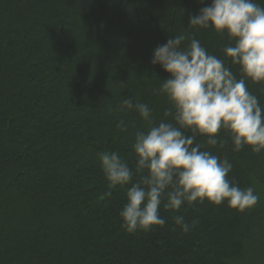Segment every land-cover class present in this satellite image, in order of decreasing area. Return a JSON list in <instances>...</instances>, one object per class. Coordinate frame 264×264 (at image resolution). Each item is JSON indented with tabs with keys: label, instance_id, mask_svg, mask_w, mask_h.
Instances as JSON below:
<instances>
[{
	"label": "trees",
	"instance_id": "16d2710c",
	"mask_svg": "<svg viewBox=\"0 0 264 264\" xmlns=\"http://www.w3.org/2000/svg\"><path fill=\"white\" fill-rule=\"evenodd\" d=\"M210 2L0 0V264H264V152H233L224 130L216 146L199 136L193 146L227 158V179L254 187L257 205L236 212L204 201L174 211L162 203L163 227L120 226L126 191L140 178L135 136L150 127L121 105L144 103L153 124L171 121L159 93L168 74L151 63L153 52L188 30L224 59L226 35L188 29ZM225 64L239 78L238 67ZM248 88L264 104L260 86ZM104 151L119 153L133 179L100 200ZM177 215L198 224L184 233Z\"/></svg>",
	"mask_w": 264,
	"mask_h": 264
},
{
	"label": "clouds",
	"instance_id": "9594fccd",
	"mask_svg": "<svg viewBox=\"0 0 264 264\" xmlns=\"http://www.w3.org/2000/svg\"><path fill=\"white\" fill-rule=\"evenodd\" d=\"M188 29L226 35L224 59L209 53L188 30L154 49L151 63L168 74L159 93L170 105L164 115L171 121L153 124L151 110L144 103L124 99L121 105L135 110L150 125L146 132L136 133L133 145L139 180L131 183L133 171L119 153L97 154L107 186L98 199L131 183L118 213L127 233L163 227L162 203L166 210L177 211L183 204L226 202L230 209L243 212L260 201L254 187L241 188L227 179L233 167L227 158L193 144L199 136L206 138L207 145L216 146L215 137L224 130L233 152L245 148L255 154L264 152V104L248 88L250 82L264 93V7L254 0H211L189 17ZM225 60L238 67L239 78ZM117 127L124 130V121ZM174 222L184 233L198 224L182 215L175 216Z\"/></svg>",
	"mask_w": 264,
	"mask_h": 264
}]
</instances>
